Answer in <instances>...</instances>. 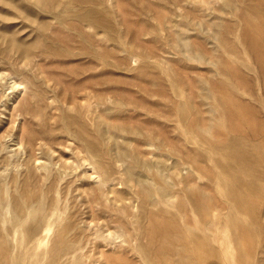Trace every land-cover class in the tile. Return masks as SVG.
Here are the masks:
<instances>
[{
	"label": "rangeland",
	"instance_id": "rangeland-1",
	"mask_svg": "<svg viewBox=\"0 0 264 264\" xmlns=\"http://www.w3.org/2000/svg\"><path fill=\"white\" fill-rule=\"evenodd\" d=\"M256 1L0 0V264H169L171 212L195 264H264ZM231 138L259 159L254 221L228 212Z\"/></svg>",
	"mask_w": 264,
	"mask_h": 264
},
{
	"label": "bare ground",
	"instance_id": "bare-ground-1",
	"mask_svg": "<svg viewBox=\"0 0 264 264\" xmlns=\"http://www.w3.org/2000/svg\"><path fill=\"white\" fill-rule=\"evenodd\" d=\"M247 9L259 18L264 19V0H257L255 3L250 4ZM256 24L264 33V21L263 23L257 22ZM236 143L237 138H231L225 144L220 145V148H224L235 158V162L223 165L229 175L227 182L230 180L229 184H227L228 187H226V195L231 199L228 212L235 213L241 209L247 210L251 220L254 221L257 219V203L248 194L247 190L256 192L261 189L257 181V176L261 172V169L256 167V163L259 159L254 156L249 149L243 147L239 148ZM189 200L191 210L195 214L197 213L200 216L203 211L208 210V207L202 203L199 192H190ZM170 219L172 221L175 219L178 221V213H170L165 232L168 237L167 244H165V251L168 254L169 264H195L196 261L203 259L205 256L200 250L207 247L209 248V246L205 241V236L201 234V231L185 230L178 226L174 228L171 225ZM231 230H234L236 233V238L248 236V238L252 239V235L255 233L254 226L251 223H247L245 220L235 215L231 222ZM191 252H193V255L190 254ZM172 254L173 259L171 257ZM245 256L246 253H242L240 257L241 260H247ZM5 257L7 258L6 255ZM261 261L262 259L259 260L258 263Z\"/></svg>",
	"mask_w": 264,
	"mask_h": 264
}]
</instances>
